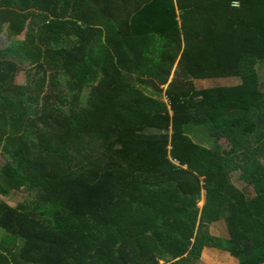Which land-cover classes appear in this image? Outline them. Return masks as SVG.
Instances as JSON below:
<instances>
[{"label":"trees","instance_id":"obj_1","mask_svg":"<svg viewBox=\"0 0 264 264\" xmlns=\"http://www.w3.org/2000/svg\"><path fill=\"white\" fill-rule=\"evenodd\" d=\"M0 39V264H264V0H0Z\"/></svg>","mask_w":264,"mask_h":264},{"label":"rangeland","instance_id":"obj_2","mask_svg":"<svg viewBox=\"0 0 264 264\" xmlns=\"http://www.w3.org/2000/svg\"><path fill=\"white\" fill-rule=\"evenodd\" d=\"M1 46H3V43H2V40L0 39V47ZM259 68L263 70L264 66H261ZM171 79L172 77L170 76L168 82ZM64 81L65 79L61 78V83H64ZM17 82L19 83L25 82L24 72H21L17 76ZM192 82L196 88H205L209 86L230 85V84L235 83L236 80L228 79V78H206V79H193ZM166 85L167 84L162 86L163 90L166 88ZM138 86L141 89H143L146 93L151 94L152 96L156 98L167 100L163 91L156 92L151 87L145 86L143 84H138ZM193 132H195V130H193ZM193 132L191 134L192 138L195 141L200 142L201 140H199L198 137L204 132L198 131L195 134ZM3 162H5V157L0 153V165L3 164ZM236 177H237V173H232V179L235 180V182H237ZM34 191L35 190H32V189L11 191L8 196H0V198L5 200L8 204L14 206L18 203L23 202L26 199L32 198L34 196ZM203 201H204V196H202L198 204L201 206L203 204ZM208 229H209V232L215 236H226L227 235V230H226V227L223 221H217V222L211 223ZM227 257H228V254L225 252L212 249V248L204 249L201 253L200 259L197 261V264H230L232 263L233 260Z\"/></svg>","mask_w":264,"mask_h":264}]
</instances>
